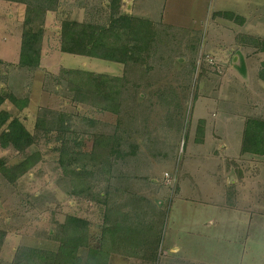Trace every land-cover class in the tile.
<instances>
[{"label": "rangeland", "instance_id": "1", "mask_svg": "<svg viewBox=\"0 0 264 264\" xmlns=\"http://www.w3.org/2000/svg\"><path fill=\"white\" fill-rule=\"evenodd\" d=\"M105 1L59 0L57 10L49 12L44 23L41 68L31 72L17 66L23 29L19 17L21 6L0 0V61H3L0 63V93L11 94L19 104L27 101L22 110L9 101L4 108L15 114L31 134H35L36 117L42 108L69 113L75 118L89 117L103 123L95 128L96 132L104 128L109 132L112 130L115 113L80 102L79 98L86 94L85 91L66 80L62 71L85 69L93 73L120 75L123 66L62 54L60 49L62 23L104 22L107 16ZM219 2L126 0L133 9L138 5L139 9L129 11L124 4L119 8L120 14L130 13L138 20L148 14L146 18L172 25L183 34L187 31L190 36L200 38L196 68L189 83L188 99L184 102L181 131L170 138L171 134L164 131L165 126H159L164 112L155 110L148 116L149 126L144 128L146 137H152L147 139L150 142L167 143L170 138L166 147L175 146L173 155L168 154L171 155L170 162L159 163L163 160L146 158L147 153L144 152H139L137 160L132 157L129 162L131 169L144 165L142 169H146L148 174L142 173L147 179H155L153 189L158 193L154 195L163 201L160 204L161 213L157 216L158 232L154 235L159 241L156 243L159 245V257L155 264H264V158L244 157L243 161L239 160L245 120L264 116V84L257 78V69H260L264 54L254 52L251 55V49L247 50L249 53L244 56L250 65V78L248 83H244L243 78H236L240 81H235L234 78L243 73L230 68L240 46L237 37L241 33L237 27L230 30L224 23L225 19L218 18L222 8ZM222 2L226 8L233 3L232 0ZM242 2L239 0L240 4ZM260 2L264 6V0ZM260 9L259 22L264 27V7ZM184 53L176 51L169 55L172 69L165 68L164 64L156 69L164 68L163 72L169 70L158 72L159 85L174 84L177 87L180 83H187L186 79L174 76L185 66L188 67L192 58L188 51ZM223 54L226 58H221ZM153 82H157L156 79ZM139 86H145V83ZM247 87H250V92H247ZM137 94L142 100L140 103L149 98L153 104L159 102L149 95L148 90L140 89ZM144 112L149 115L147 110H139L135 117L138 124L135 121L130 123L133 131L140 132L142 129L140 116ZM128 113L134 116V112L126 110V117ZM201 120L205 122L204 136L199 141L195 132ZM74 121L79 122L78 119ZM78 127L81 128V125ZM78 127L69 131L66 139L73 143L76 138H83L90 145L91 138ZM87 131L90 134L94 132L92 129ZM145 134L141 131V140L145 139ZM55 145V140L42 138L23 153L0 147L3 169L8 174L15 167L23 171V175L14 182H9L0 171V231L6 229V236L13 241L3 264L12 263L19 246L56 252L59 244L47 235L48 232L53 233L57 223L63 222L67 215L87 219L96 236L103 230V207L71 193L69 181L63 176L53 151ZM235 162L245 179L238 189L234 187L235 191H231L227 179L233 174ZM166 174L176 177L173 185H168ZM176 249L178 251L174 252ZM80 252L84 257L87 248ZM111 264L144 262L120 259Z\"/></svg>", "mask_w": 264, "mask_h": 264}, {"label": "trees", "instance_id": "2", "mask_svg": "<svg viewBox=\"0 0 264 264\" xmlns=\"http://www.w3.org/2000/svg\"><path fill=\"white\" fill-rule=\"evenodd\" d=\"M7 1L21 6L19 17L23 29L17 66L35 72L41 68L46 16L57 10L59 0ZM106 1L107 16L104 22L62 23L60 49L62 54L95 58L123 66L120 75L93 73L85 69L62 71L66 80L85 91L86 94L79 98L80 102L115 113L116 120L111 124L110 132L105 128L96 132L95 128L103 123L89 117L75 118L69 113L42 108L36 117L35 134H31L15 114L4 108L9 101L22 110L27 101L19 104L11 94L0 93V147L23 153L42 138L55 140L57 145L53 151L63 176L69 181L71 193L103 207V230L96 236L87 219L67 215L63 222L57 223L54 232L47 235L59 244L56 252L19 246L11 264H111L113 256L142 258L144 264L158 262L159 245L156 243L159 241L154 235L158 232L157 216L161 213L160 204L163 201L155 197L158 193L153 189L155 179L146 178L148 173L142 169L144 165L131 169L129 162L132 157L137 160L139 152L147 153L146 158L163 160L159 161L162 164L170 162L171 155L168 154L173 155L175 146L167 148L166 144L182 129L184 102L188 99L189 83L196 68L195 57L200 38L190 36L187 31L183 34L172 25L148 19L138 20L129 13L120 14L122 0ZM217 15L232 22H244L242 16L232 11ZM237 41L240 46L251 49L252 53L264 54L262 36L241 33ZM176 51L192 54L188 67L174 74L186 79L187 83H180L177 87L174 84L159 85L158 72L166 73L172 69L169 55ZM163 64L169 68L168 71L163 72L164 68L156 70ZM258 78L264 83V60L260 63ZM154 79L157 82H153ZM142 82L145 86H139ZM140 89L148 90L151 97L159 100L158 104H153L150 98L140 103L142 100L137 94ZM126 110L134 112V118L130 113L126 117ZM139 110H147L149 115L144 112L140 116L142 129L135 132L130 123L135 121L138 124L135 117ZM153 110L164 112L159 126H165L164 131L171 134L167 143L150 142L152 137H146L144 128L149 126L148 116ZM74 119L79 120V125ZM204 123L203 120L199 121L195 132L199 141L204 136ZM80 125L81 128L78 127ZM76 127L88 134L90 145L83 138H76L73 143L66 139L67 133ZM87 129L94 130L93 134ZM141 131L145 134L142 140ZM241 156L264 158V116L245 120ZM2 165L3 162L0 163V171L9 182L23 175L20 167H15L8 174ZM234 187L230 183L231 191H235ZM5 235V231L0 232V238ZM84 248H87V253L83 257L80 251Z\"/></svg>", "mask_w": 264, "mask_h": 264}, {"label": "crops", "instance_id": "3", "mask_svg": "<svg viewBox=\"0 0 264 264\" xmlns=\"http://www.w3.org/2000/svg\"><path fill=\"white\" fill-rule=\"evenodd\" d=\"M219 1H220L219 2V6L221 5V7H222V8L219 7L220 8V12L232 11L235 14L240 15V16H242L244 18V22H239V21L238 22L237 21L232 22V21H229V20L225 19L224 23H225L227 28L232 30V29H235L237 27V29H239L240 33L248 34V35H252V36H262V37H264V27H262L261 23L259 22L260 21V16H261L260 7H264V6H261V2H260L261 0H242L243 2L241 4L239 3V0H232V2H233L232 6H230L229 8H226L227 6H224V3L222 2L223 0H219ZM106 3L109 4L108 1H106ZM121 4L126 5V8L129 11L135 12V10L139 9V5L134 7V9H133L132 5H129V4L126 3V0H122ZM241 6H242V8H241ZM140 11L142 12L141 7H140ZM146 11H148V10H146ZM146 17H148V14H146ZM146 17L144 19H148L150 21L157 22L156 20H153L151 18H146ZM218 18H221V17H218ZM158 22H161V21H158ZM236 50L237 51L235 52L236 53L235 57L233 58L234 61H232V65H231L230 68L235 69L238 73H240V71L243 72L241 74H238L239 76L237 75L234 78L235 81H240L241 78H243L244 79V83H246L248 81V78H250L249 77L250 76V72H249L250 71V65L248 63H246L247 59L245 58L244 55H245V53L247 55V53H249V52H247L248 49L246 47H242V46H238ZM250 52H251V55H253L252 51H250ZM221 58H226V55L223 54V56H221ZM258 70L259 69H257V78H258ZM236 78H239L240 80L236 79ZM258 80H259V78H258ZM237 83H239V82H237ZM242 84H240V85H242ZM249 88L250 87H247V92H250ZM251 91H252V94H253L254 91L252 90V88H251ZM242 134H243V132H242ZM240 156H241V154H240ZM247 157H251V156H247ZM243 158H244V156H241V158L239 160L243 161ZM252 159H254V158H252ZM230 163H232V162H230ZM238 167H239V164L236 163L234 168H233V170H232V173L233 172L234 173L231 174V176L227 179L228 185H230V183H232V185H234L236 189L239 188L240 182L241 181L244 182V179H245L244 177H242L243 174H242V172L240 170V167L239 168ZM228 173H229V171H228ZM233 176H234V181H232V177ZM3 228H4V226H3ZM2 230L6 232V229L5 230L2 229ZM3 231H0V232H3ZM11 242L13 243V241L11 240V238L9 236L7 237L5 235L4 238H2V237L0 238V263L5 259V256H7L8 250H9V246H10ZM176 251H178V249L174 250V252H176ZM120 259H123V260L124 259L125 260L126 259L127 260H137V261H140V262L144 261L142 258H125V257L123 258L121 256H113L111 258L112 263L114 261L118 262ZM11 261L12 260H10V261L8 260V262H11ZM1 264H3V262ZM9 264H11V263H9Z\"/></svg>", "mask_w": 264, "mask_h": 264}, {"label": "built area", "instance_id": "4", "mask_svg": "<svg viewBox=\"0 0 264 264\" xmlns=\"http://www.w3.org/2000/svg\"><path fill=\"white\" fill-rule=\"evenodd\" d=\"M175 176L174 175H170V174H166V179L168 180V185H173L175 183Z\"/></svg>", "mask_w": 264, "mask_h": 264}]
</instances>
